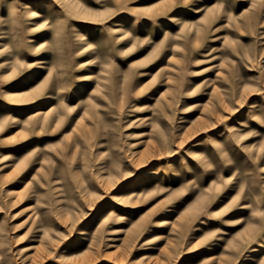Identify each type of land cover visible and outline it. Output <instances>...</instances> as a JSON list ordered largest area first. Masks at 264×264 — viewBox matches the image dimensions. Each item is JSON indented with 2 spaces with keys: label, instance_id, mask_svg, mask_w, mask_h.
<instances>
[{
  "label": "rangeland",
  "instance_id": "rangeland-1",
  "mask_svg": "<svg viewBox=\"0 0 264 264\" xmlns=\"http://www.w3.org/2000/svg\"><path fill=\"white\" fill-rule=\"evenodd\" d=\"M0 264H264V0H0Z\"/></svg>",
  "mask_w": 264,
  "mask_h": 264
},
{
  "label": "bare ground",
  "instance_id": "bare-ground-1",
  "mask_svg": "<svg viewBox=\"0 0 264 264\" xmlns=\"http://www.w3.org/2000/svg\"><path fill=\"white\" fill-rule=\"evenodd\" d=\"M30 15L32 16V17H39L40 16V13L38 12V11H36V10H30ZM44 62V61H43ZM89 76H88V78H92V75L91 74H88ZM14 94L18 97V96H22V95H24V91L22 92V91H19V92H14ZM82 103H83V101H82ZM37 113V112H36ZM36 113H34V114H36ZM38 113H43L41 110H39L38 111ZM45 116H47V114H45ZM54 117L55 116H52V117H49V118H47L48 120H54ZM50 121V122H51ZM59 122V121H58ZM165 222H168V221H165ZM39 249H41V247H39Z\"/></svg>",
  "mask_w": 264,
  "mask_h": 264
}]
</instances>
